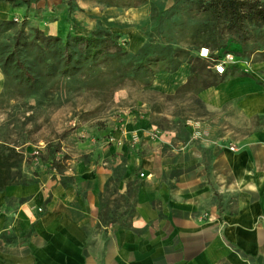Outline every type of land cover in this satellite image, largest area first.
<instances>
[{"label": "crops", "instance_id": "1", "mask_svg": "<svg viewBox=\"0 0 264 264\" xmlns=\"http://www.w3.org/2000/svg\"><path fill=\"white\" fill-rule=\"evenodd\" d=\"M189 70H158L151 86L174 89ZM221 92L199 91L213 104ZM149 125L124 122L119 144L78 143L64 172L42 163L0 186V264H264V122L235 137L230 122L198 121L203 133L163 150L145 148Z\"/></svg>", "mask_w": 264, "mask_h": 264}, {"label": "rangeland", "instance_id": "2", "mask_svg": "<svg viewBox=\"0 0 264 264\" xmlns=\"http://www.w3.org/2000/svg\"><path fill=\"white\" fill-rule=\"evenodd\" d=\"M186 5L185 0H0V20H13L0 23V54L10 50L19 29L25 41L36 30L63 39L66 32L87 33L109 26L119 32V41L130 51L120 60L134 56L149 39L189 45L191 26L207 15ZM247 31L243 42L227 37L226 50L220 57L207 59L213 70L217 71L215 64L221 61L233 70L225 80L234 76L253 79L230 81L226 87L216 84L217 94L227 90L231 95L216 104L200 95L203 88L198 81L164 90L151 86L156 76L153 72L121 76L114 69L116 62L110 59L94 66L83 65L74 74L61 73L55 46H49L52 50L48 57L55 72L36 73V81L31 84L18 81L12 68L4 72L0 65V186L22 173L38 174L37 167L42 163L54 175L64 172L76 150L71 147L85 142L119 144L117 128L140 117L151 123L140 138L145 148V142L151 141L152 148L161 150L166 139H175L180 145L203 133L198 130V121L230 122L235 137L260 126L264 122V23H248ZM16 46L20 58L33 66L32 70L44 71L33 57V44L22 40ZM200 48L194 46L191 51L200 55ZM241 70L247 75L239 74ZM130 140L135 146L139 139L132 136ZM236 145L237 141H230L228 147L236 149ZM35 148L40 151L34 153ZM79 155L86 156L88 151ZM141 167L137 166L140 177L144 176Z\"/></svg>", "mask_w": 264, "mask_h": 264}, {"label": "trees", "instance_id": "3", "mask_svg": "<svg viewBox=\"0 0 264 264\" xmlns=\"http://www.w3.org/2000/svg\"><path fill=\"white\" fill-rule=\"evenodd\" d=\"M182 1V0H175ZM186 7L206 14V18L193 24L187 36L189 45L170 43V40L156 41L149 39L143 43L137 53L120 58L127 53V47L119 41L118 31L108 27L93 28L87 33L66 32L61 39L58 35L45 34L35 31L28 44H33V57L40 62L44 71L32 70L33 66L26 64L19 56V43L23 40L21 30L14 34L10 50L0 54V65L4 72L9 68L14 70L18 81H36L37 74H53L54 64L48 57L55 46L59 56L58 71L64 74H74L83 65L94 66L107 59L116 62L114 69L126 76H137L145 71L156 74L158 70L175 71L183 62L190 64L186 80L179 86H187L190 82H200V88L216 85L233 73V70L224 66L221 72L211 69L209 60L217 59L226 50L227 37H234L243 42L247 36V24L260 25L264 23V0H185ZM114 3V2H110ZM69 10L71 3L68 1ZM164 12V11H162ZM12 22V19H1L0 23ZM58 44L56 45V43ZM74 45L75 48H71ZM206 46L208 56L203 57L191 51L192 47ZM49 50V51H48ZM157 68L155 69V65ZM113 69V70H114ZM54 71V72H53ZM241 75H247L239 71ZM149 84V81H146Z\"/></svg>", "mask_w": 264, "mask_h": 264}, {"label": "built area", "instance_id": "4", "mask_svg": "<svg viewBox=\"0 0 264 264\" xmlns=\"http://www.w3.org/2000/svg\"><path fill=\"white\" fill-rule=\"evenodd\" d=\"M200 55H202V56H208V53H209V50H208V48L207 47H205V46H202L201 48H200ZM229 57L230 58H232V56H231V54H229ZM215 66H216V68H217V71H219V72H221L222 71V69L224 68V65H223V62L221 61V62H218L217 64H215ZM233 146H231V148H232ZM40 151V149L39 148H35L34 149V153H38ZM39 209H40V207H39Z\"/></svg>", "mask_w": 264, "mask_h": 264}]
</instances>
